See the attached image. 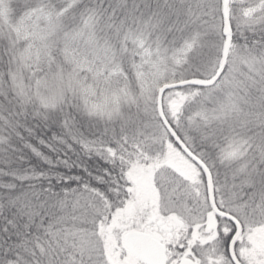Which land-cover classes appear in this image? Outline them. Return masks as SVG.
Masks as SVG:
<instances>
[{
    "label": "snow or ice",
    "instance_id": "1",
    "mask_svg": "<svg viewBox=\"0 0 264 264\" xmlns=\"http://www.w3.org/2000/svg\"><path fill=\"white\" fill-rule=\"evenodd\" d=\"M0 264H264V0H0Z\"/></svg>",
    "mask_w": 264,
    "mask_h": 264
}]
</instances>
